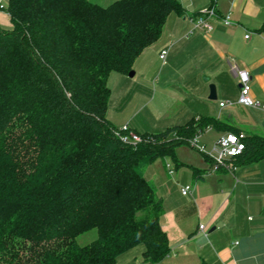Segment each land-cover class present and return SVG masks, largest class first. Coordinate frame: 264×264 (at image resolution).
Here are the masks:
<instances>
[{"label":"trees","instance_id":"16d2710c","mask_svg":"<svg viewBox=\"0 0 264 264\" xmlns=\"http://www.w3.org/2000/svg\"><path fill=\"white\" fill-rule=\"evenodd\" d=\"M173 13L184 15L178 0H9L11 27L0 25V264H116L138 246L144 264L170 255L144 170L166 158L182 167L177 148L209 128L240 133L201 118L135 133L134 144L121 139L131 130L108 120L110 75H129ZM244 143L237 167L264 160V137ZM94 229L97 240L79 246Z\"/></svg>","mask_w":264,"mask_h":264},{"label":"crops","instance_id":"0c3cea01","mask_svg":"<svg viewBox=\"0 0 264 264\" xmlns=\"http://www.w3.org/2000/svg\"><path fill=\"white\" fill-rule=\"evenodd\" d=\"M178 1L184 15L168 17L161 38L136 59L134 77L112 73L109 78L112 105L115 87L130 99L125 108L144 101L157 130H140L138 116L132 120L125 114L118 122L109 110L108 120L117 128L128 125L133 133L152 134L214 118L246 136L264 137V109L239 104L240 84L232 69L248 73L250 98L264 106V0ZM211 8L217 17H208L210 31L191 21ZM229 13L233 24L227 27L221 19ZM0 25L11 27L9 15L0 14ZM163 51H168L165 61ZM211 85L214 101L209 99ZM159 107L163 110L157 112ZM209 131L216 133V142L228 133ZM180 164L177 180L166 164L172 180L160 181V186L145 175L148 167L144 170L162 202L161 226L171 246L160 264H264V160L238 166L235 172H213L210 162L201 168ZM193 169L203 173L196 175ZM184 186L193 188L190 197L181 194ZM143 251L128 252L116 264H144Z\"/></svg>","mask_w":264,"mask_h":264},{"label":"built area","instance_id":"2783aa9c","mask_svg":"<svg viewBox=\"0 0 264 264\" xmlns=\"http://www.w3.org/2000/svg\"><path fill=\"white\" fill-rule=\"evenodd\" d=\"M9 4V0H0V14H7V7ZM201 17L198 20L191 19L192 22H195L197 27L204 28L208 31L212 29L211 25L208 23V17H217L216 11L214 9H208L200 13ZM8 15V14H7ZM221 22L224 26H231L233 24L232 16L229 13L228 15L222 17ZM250 36H246V39H249ZM168 51H163L160 55L162 61H165L167 57ZM233 71L236 72L239 84H240V99L239 104L251 107V108H262V106L258 102H254L250 98V77L247 72L239 71L236 66L232 67ZM226 104L221 103L220 106L224 107ZM211 130L210 128L206 131ZM120 132H128L130 131L129 126L126 125L122 127ZM203 133L199 132L189 143L192 147L197 148L204 156H207L211 161V169L213 172L220 171H228L235 172L237 166L235 165V161L239 158L244 150H245V133H232L228 132L223 134L218 141L213 145L212 149L208 150L204 146L198 145V137ZM120 136V133H117ZM121 139L124 143H134L137 144L141 142V137L133 132H130L128 136H121ZM167 169L169 170V174H173L174 170L171 169L170 164H167ZM193 188L191 186H184L181 188V194L184 197H190L192 194ZM200 231H205V226L200 225Z\"/></svg>","mask_w":264,"mask_h":264},{"label":"rangeland","instance_id":"374dc122","mask_svg":"<svg viewBox=\"0 0 264 264\" xmlns=\"http://www.w3.org/2000/svg\"><path fill=\"white\" fill-rule=\"evenodd\" d=\"M116 1L118 0H92L91 2L103 7H107ZM114 92H115V98H114L115 104L113 106L112 105L113 102L111 103V99H110V103L108 107L109 115L114 114L118 122L122 121V119L125 117V114H128L127 118L130 117L132 120H134L138 116L137 120L139 124L138 127H140V130H145V131H151L150 129H153L152 131L157 130L154 129L156 128L154 125L155 123L152 117L149 115L151 114V108L149 109L144 101L141 100L132 101L131 105L128 108H125L130 99L126 101V98H122V94L120 90L119 89L116 90V87ZM124 108L125 110L123 112ZM156 110L157 112H160V110H163V107H159ZM197 141L199 146H206L207 149L210 150L212 149L213 145L216 142V133L205 131L201 136L198 137ZM176 157L178 162L190 166H194L197 168H201V166H203L204 164L207 165L208 163L205 162L206 159L204 158V155L197 148H194L191 145H183L177 148ZM166 164H170L171 169L174 170L175 175L173 178L176 180L178 178V173L183 169V167L180 168L177 167L176 163L170 158L156 160L145 171V175L147 176V178L153 180L155 186H160V181L164 182L166 180H172V178L169 177L167 173L168 171L166 170L165 167ZM97 238H98V232L97 230L94 229L80 235L77 238V244L81 247H85L96 241ZM143 248H144L143 246H138L134 250H131L129 252L137 253L138 251H140V249Z\"/></svg>","mask_w":264,"mask_h":264},{"label":"water","instance_id":"95a60500","mask_svg":"<svg viewBox=\"0 0 264 264\" xmlns=\"http://www.w3.org/2000/svg\"><path fill=\"white\" fill-rule=\"evenodd\" d=\"M129 77H131V78L134 77V72L133 71L129 74ZM209 99L213 100V101L217 99L216 89H215L214 85L210 86V97H209Z\"/></svg>","mask_w":264,"mask_h":264}]
</instances>
